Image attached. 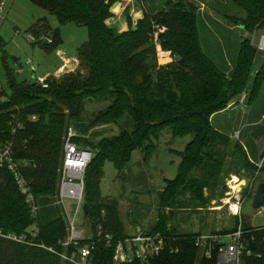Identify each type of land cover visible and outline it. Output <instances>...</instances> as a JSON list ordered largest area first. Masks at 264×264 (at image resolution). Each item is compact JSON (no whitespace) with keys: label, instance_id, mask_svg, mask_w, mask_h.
I'll return each instance as SVG.
<instances>
[{"label":"trees","instance_id":"1","mask_svg":"<svg viewBox=\"0 0 264 264\" xmlns=\"http://www.w3.org/2000/svg\"><path fill=\"white\" fill-rule=\"evenodd\" d=\"M117 1L30 0L54 15L59 25L72 22L86 27L87 40L76 53L84 71L46 78V87L31 81L17 84L8 80L10 90L4 91L7 99L0 101V147L9 146L27 192L34 199L57 194L63 136L69 122L81 116L86 98L109 99L106 108L90 119L89 129L115 123L125 111L133 126L95 142L85 140L86 145L80 143L79 137L74 139L92 153L82 176L89 235L78 238L76 244H62L68 234L63 213L58 211L41 222L39 213L31 211L12 170L6 165L0 168V230L25 237L24 242H18L0 236V264H76L62 255L70 256L85 245H92L91 264H114L115 245L129 234L120 216L118 199L101 196L103 165L110 161L121 172L137 148L142 149L145 159L154 151V139L166 126L175 136L192 137L179 152L176 176L167 179L157 194L159 213L149 232H160L165 248L147 260L134 259L127 264H218L222 243L208 241L206 256L203 248L196 245L201 233L177 232L167 224L168 217L162 210L168 209L184 191L194 196L197 206H205L207 197L222 183L225 164L239 169L249 166L253 179L261 169L249 162L241 143L232 141L211 119L249 83L257 53L250 39L240 41L234 67L227 76L202 50L197 27L200 15L194 2L166 0L160 10L142 8L134 24L128 18L127 28L115 33L108 19ZM229 1L244 11L240 19L247 31L264 28V0ZM29 31L49 33L50 42L40 44L46 51L61 42L59 27L52 28L45 19L32 24ZM156 44L170 52L171 62L158 64ZM256 70L248 85V104L257 99L264 83V59ZM35 222L36 228L30 230ZM236 228L237 224L228 229L220 227V231L214 228L210 234L223 236ZM241 230L244 248L240 264H264V225L246 226L241 221ZM171 248L178 251L170 252Z\"/></svg>","mask_w":264,"mask_h":264},{"label":"rangeland","instance_id":"2","mask_svg":"<svg viewBox=\"0 0 264 264\" xmlns=\"http://www.w3.org/2000/svg\"><path fill=\"white\" fill-rule=\"evenodd\" d=\"M142 7L153 11L164 8L166 0H140ZM196 4L199 11L198 35L202 50L221 70L226 71L230 76L238 53L240 41L247 37L250 43L257 49L255 69L249 75V83L257 72L256 68L264 59V49L261 47V40L264 37V28L247 31L240 17H244V11L232 4L229 0H191ZM39 19H45L52 28L59 27L60 44L46 51L40 43L28 41L29 27ZM115 21H125L123 14L116 15ZM126 23V22H125ZM111 26L116 33H120L119 25L112 22ZM126 28V27H125ZM159 32L163 28H158ZM35 35L39 36L37 33ZM47 34V33H43ZM49 34V33H48ZM157 32L154 33L156 43ZM87 40V29L84 26L67 22L59 25L57 18L48 13L45 9L33 4L30 0H14L8 10L6 19L0 26V83L6 92H9L8 80L11 78L17 84L27 83L30 77L58 78L66 72L84 71L75 61H70L65 72L58 74V70L64 65V59H72L76 56L77 49ZM157 52V51H156ZM157 55V53H156ZM158 62V55H157ZM70 66H76L73 69ZM34 70V72H32ZM242 88L235 95L225 108L227 111L220 118L223 124L220 130L227 132L232 141H243L245 155L249 162L256 168H261L255 179L250 172L249 166L239 169L236 165L225 164L218 191L207 197L205 206H197L198 201L191 197L189 191L178 195L174 203L162 211L167 215V224L180 233L196 232L207 235L216 225L223 229L234 227L236 224L246 226L264 225V205L258 209L253 208V197L259 183L264 182V158L259 167L258 153L250 149L246 136L257 128L259 136L264 132V83L258 93L257 99L248 104L247 99L250 87ZM109 99L96 98L91 101L86 98L83 102L81 116L69 122V127L76 132L81 139L95 142L102 137H109L118 134L121 130L131 129L132 119L127 111L115 123L99 125L88 128V122L99 111L104 110ZM252 110V111H251ZM260 111L258 118L259 125H255L249 112ZM230 118V119H229ZM255 125V126H254ZM262 132V133H261ZM77 137V138H78ZM191 134L175 136L170 127L166 126L154 139L155 149L145 159L142 149H134L131 153L127 166L121 171L114 167L110 161L103 165V174L100 178L99 190L102 197H116L118 208L125 229L130 224L129 230H134L133 225L140 227L142 231H148L157 222L159 213L158 191L161 190L167 179L176 176L180 155L186 143L191 139ZM246 139V140H245ZM264 140H261V144ZM248 151V152H247ZM250 156V159L248 155ZM229 160V157H228ZM227 160V161H228ZM244 170V172H242ZM231 175L239 177L243 184V200L241 205V216L233 217L229 214L223 202L226 198L228 188L226 182ZM224 186V190L221 188ZM38 213L41 222H45L51 216L57 215L58 211L63 213L65 208L68 215L74 218L76 230L84 236L89 235L88 227L85 224V217L82 213L83 200L78 204L76 200L64 198V208L57 204L58 196L38 197ZM197 204V205H196ZM33 223L30 230L36 228ZM210 234V233H209ZM130 235V234H129ZM223 245H226L230 238L227 235L221 237ZM116 264V263H115Z\"/></svg>","mask_w":264,"mask_h":264},{"label":"built area","instance_id":"3","mask_svg":"<svg viewBox=\"0 0 264 264\" xmlns=\"http://www.w3.org/2000/svg\"><path fill=\"white\" fill-rule=\"evenodd\" d=\"M14 0H0V26L3 21L6 19L8 10L10 9ZM35 35L33 32H30L27 35L28 41L32 43H46L50 42L51 38L49 34H38ZM49 76L36 77V83L42 87H46V78ZM5 89L0 83V101L7 99V96L4 95ZM35 117L33 116L32 119ZM78 137L76 132L72 130L71 127H68L64 136H63V155H62V164L60 169V181L59 189L54 197L58 196L57 204L64 208L63 199L71 198L77 201L79 204L82 201L83 194V171L90 160L92 153L86 155L85 152L81 151V148L85 147L74 139ZM259 167L261 166V160H259ZM6 165L12 172L19 184V188L22 193L26 194V201L29 203L31 211L33 214L38 212L39 206L37 199H34L33 196L27 192V189L23 186L22 181L19 177L17 171V165L13 161L10 148L7 145L0 147V168ZM80 173L81 176L77 177V173ZM226 186L228 188L227 196L224 199V206H226L227 211L233 217L241 216V205L243 196V184L240 181L239 177L236 175H231L227 182ZM63 215L67 222L68 234L63 245L76 244L77 239L83 237L82 233L75 228L74 218H71L66 209H63ZM230 241L223 245L221 241L222 236H217L216 234H207L200 235L196 239V245L203 248V253L208 256V248H205L208 241H218L222 243L219 248L217 255L218 264H240L241 254L244 248L243 239H242V230L241 225H238L236 230L229 232L227 234ZM0 236L18 242H24L25 237L23 235L15 234H4L0 230ZM108 237V236H107ZM165 248V239L160 234V232L151 233L148 231H138L130 234L124 241H119L115 245L114 250V264H127L133 261L134 259H139L141 261L147 260L149 257L158 254L160 251ZM52 250V248H49ZM91 251L92 245L81 246L77 251L73 252L70 256L62 255L63 259H68L76 264H91ZM178 248H171L170 252H177Z\"/></svg>","mask_w":264,"mask_h":264},{"label":"crops","instance_id":"4","mask_svg":"<svg viewBox=\"0 0 264 264\" xmlns=\"http://www.w3.org/2000/svg\"><path fill=\"white\" fill-rule=\"evenodd\" d=\"M142 8H143L142 7V2L140 0H118L117 2H115V4L113 5V7L111 8L112 16L108 19L109 26L115 32V29L111 26V23L112 22H116L117 26L119 25L120 32L124 31L127 28V26H128V23H127L128 18H130V20L134 24L136 22V20L139 17H141V15H142ZM121 13L123 14L124 19H125V21H123L122 23L119 22V21L117 22V21L114 20L115 17H116V15L119 16ZM156 51H157V55H158V64L164 65V64H167V63H169V62L172 61L173 58L170 55V52L169 51L162 50L159 44H156ZM70 61L71 62L72 61H75L77 63L76 56L74 58H72V59L65 58L64 59V65H62L61 68L58 70V74L57 75H59L62 72H65V68L69 67V66H67V64ZM74 67H76V66H70V68H72V69ZM226 111H227V109H224L222 112H219V113L215 114L211 118L212 119V123L215 125L216 128L217 127L220 128V126L222 124L226 128V123H222L220 121V118H223V113H225ZM249 113H250V115L252 117L253 123L258 126L259 125L258 118H259V115H260V111H258L256 113H254V112L253 113L249 112ZM262 118H264V114L262 115ZM254 129H255L254 132L251 133V134H249V136H251V137H248V135H247L246 136V139L247 140L246 139L245 140L247 142H249V144L251 146L250 149H252V151L254 153H258V159L257 160L259 161L260 160V157L262 155V152L264 150V143L261 144V140H264V135L263 136L262 135L261 136L258 135V134H260V133H257L258 127L257 128H254ZM262 132H264V130ZM240 141L244 145L243 141L242 140H240ZM243 149H246V147L243 146ZM247 155H248V153H247ZM248 157L250 159V156L249 155H248ZM263 158H264V155H263ZM263 158L261 159V161L263 160ZM242 172H244V170H242ZM123 224H124V222H123ZM129 227H130V224H128L127 227H126V229H125L128 234H132L134 232H138V231L141 230L140 227L137 226V225L136 226L133 225V229L134 230H131V231L129 230ZM215 228H216V226H215ZM196 232H200V231H196ZM211 232H212V230H210L207 234H209ZM184 233H186V232H184Z\"/></svg>","mask_w":264,"mask_h":264},{"label":"water","instance_id":"5","mask_svg":"<svg viewBox=\"0 0 264 264\" xmlns=\"http://www.w3.org/2000/svg\"><path fill=\"white\" fill-rule=\"evenodd\" d=\"M32 72H34V70H32ZM30 81L32 84H36V77L34 75H32L30 77ZM89 100L91 101V98H89ZM81 151L85 152L86 155H89L91 153V151L88 147L81 148ZM263 155H264V150L262 152L260 160L263 158ZM80 176H81V174L78 172L77 177H80ZM252 205H253V208H255V209H258L264 205V182H261L258 184L256 191H255V194H254V197H253ZM82 213L84 216H86V214H87V205L86 204L82 205ZM216 229L218 231L221 230L220 226H218V225H216Z\"/></svg>","mask_w":264,"mask_h":264},{"label":"bare ground","instance_id":"6","mask_svg":"<svg viewBox=\"0 0 264 264\" xmlns=\"http://www.w3.org/2000/svg\"><path fill=\"white\" fill-rule=\"evenodd\" d=\"M261 47L264 49V37L261 40Z\"/></svg>","mask_w":264,"mask_h":264}]
</instances>
